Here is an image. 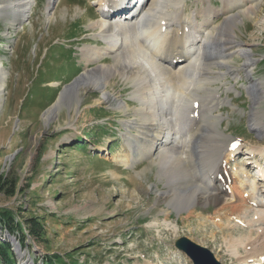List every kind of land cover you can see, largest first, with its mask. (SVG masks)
Here are the masks:
<instances>
[{"label":"rangeland","instance_id":"374dc122","mask_svg":"<svg viewBox=\"0 0 264 264\" xmlns=\"http://www.w3.org/2000/svg\"><path fill=\"white\" fill-rule=\"evenodd\" d=\"M48 1L34 0L29 20L21 27L12 24V16L0 15V62L9 72L6 89L0 91V172L18 182L14 196L0 193V209H9L23 224L31 214L41 217L46 227L43 241L44 237L21 240L19 231L9 232L0 225V237L15 252L14 257L5 256L4 264H42L41 257L51 254L60 256L59 264H193L175 245L182 236L213 251L222 264H243L238 261L243 249L235 254L225 241L231 229L223 232L208 217L214 204L200 206L191 218H184L187 209L178 211L163 195L168 187L159 176V165L150 158L129 162L123 121L134 117L141 105L133 96L132 82L116 74L107 86L118 100L127 102L124 109L116 108V101L106 103L101 91L86 90L80 104H63L45 121L44 113L65 86L87 67L99 64L86 62L80 47L104 44L94 37L96 28L89 27L103 12L98 11L97 0H60L50 21ZM208 1L218 10L216 22L222 24L223 0H186L187 13L208 6ZM253 3H258L256 13L243 17L235 31L256 65L247 72L241 51L232 60L239 74L212 83L223 100L215 109L220 130L227 140L239 143L227 160L229 172L233 175L238 169L246 194L254 192L251 198L258 204L248 212L247 225L244 220L232 221L235 238L259 227L264 231V221L249 222L256 217L254 209L264 212L260 176L264 170L259 169L264 167V136L251 121L254 108L264 114V101L255 104L249 89L253 80H264V0H247L241 9ZM101 62L113 63V58L108 55ZM78 143L81 148L75 147ZM252 154L256 156L251 158ZM229 183L235 191L227 188L224 202L233 203V211L248 197L236 188L235 178ZM224 212L220 210V215Z\"/></svg>","mask_w":264,"mask_h":264},{"label":"bare ground","instance_id":"6f19581e","mask_svg":"<svg viewBox=\"0 0 264 264\" xmlns=\"http://www.w3.org/2000/svg\"><path fill=\"white\" fill-rule=\"evenodd\" d=\"M58 1H48V21L55 15ZM223 1L226 16L219 24L218 10L209 1L208 6L189 14L186 0H97L98 11L103 12L89 22V27L96 28L94 37L104 44H86L80 50L86 62L99 64L87 67L67 84L44 113V119L49 122L63 104H80L86 90L101 91L106 103L116 101V108L124 109L127 102L118 100L107 86L116 74L132 82L133 96L141 105L135 108L134 117L123 121L129 162L150 158L159 165V176L166 179L168 187L163 195L178 211L187 209L184 218H191L200 206L214 204L216 208L208 217L214 219L216 227H223V232L231 229L225 241L235 254L243 249L238 261L264 264V231L260 227L243 237L233 236L236 225L232 223L244 220L247 225L248 212L258 204L251 198L254 192L246 194L248 199L241 202L244 206H236L234 212L233 203L227 201L229 206L224 202L229 179H236V188L242 195L246 193L245 181L238 178V169L233 175L229 172L227 160L236 141L227 140L220 130V116L215 109L223 100L212 86L218 78L239 74L232 60L241 51L246 55L243 66L247 72L256 65L251 51L237 39L235 28L243 17L256 13L258 3L241 9L247 0ZM33 3L34 0H0V15L12 16V24L21 27L29 20ZM236 8L239 11L233 12ZM124 11L128 14L123 16ZM131 11L135 13L130 16ZM108 55L113 63H100ZM3 66L0 62V91L6 89L9 77ZM249 89L255 104L264 101V80H253ZM251 121L264 136V114L260 109L252 110ZM260 175L264 178V171ZM250 187L255 191L257 184L252 181ZM220 210H225L224 216ZM260 210L254 209L256 217L249 222L263 223L264 212Z\"/></svg>","mask_w":264,"mask_h":264},{"label":"trees","instance_id":"16d2710c","mask_svg":"<svg viewBox=\"0 0 264 264\" xmlns=\"http://www.w3.org/2000/svg\"><path fill=\"white\" fill-rule=\"evenodd\" d=\"M75 147L81 148V143H78ZM17 179L8 176V174L0 172V193L7 196H14L17 192ZM41 217L34 216L31 214L26 220L25 224L18 221L15 215L7 208L0 209V225L2 228H6V231L15 233L20 232V239L25 240L27 237H33L36 240H41L46 234V227L43 222L39 220ZM43 241H46L45 237ZM12 255L14 257L15 252L12 249L11 243L5 241L3 237H0V257L5 263V256ZM59 255L51 254L42 256L43 264H59L57 259ZM16 264V262H15ZM63 264H66L65 261Z\"/></svg>","mask_w":264,"mask_h":264},{"label":"water","instance_id":"95a60500","mask_svg":"<svg viewBox=\"0 0 264 264\" xmlns=\"http://www.w3.org/2000/svg\"><path fill=\"white\" fill-rule=\"evenodd\" d=\"M176 246L185 253L187 252L194 264H221L209 249L196 244L187 237L180 238Z\"/></svg>","mask_w":264,"mask_h":264}]
</instances>
